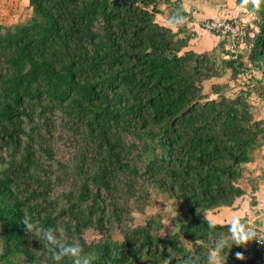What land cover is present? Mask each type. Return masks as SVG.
<instances>
[{
	"label": "trees",
	"instance_id": "trees-1",
	"mask_svg": "<svg viewBox=\"0 0 264 264\" xmlns=\"http://www.w3.org/2000/svg\"><path fill=\"white\" fill-rule=\"evenodd\" d=\"M233 1L249 18L238 41L248 62L221 34L190 49L198 33L182 0H28L27 20L0 25V264H72L53 260L26 217L80 242L93 264H210L206 216L255 198L246 166L264 148L250 100L264 97V0ZM177 10L178 26L156 21ZM158 196L168 224L136 223ZM261 252L250 240L224 254L253 264Z\"/></svg>",
	"mask_w": 264,
	"mask_h": 264
},
{
	"label": "rangeland",
	"instance_id": "rangeland-1",
	"mask_svg": "<svg viewBox=\"0 0 264 264\" xmlns=\"http://www.w3.org/2000/svg\"><path fill=\"white\" fill-rule=\"evenodd\" d=\"M231 4V1H230ZM226 4L222 9L226 10L228 18L234 17L230 14H237V11L240 12L237 8H234V1L232 4ZM31 16V9L28 6V0H0V25L11 26L16 23L24 22ZM216 19V14L211 18ZM220 19V18H219ZM221 19H226L221 18ZM158 21L163 23L160 18ZM198 34V38L190 45V49L195 51H204L210 49L214 42L210 38H207L205 31L201 30L198 27H195ZM205 32V33H204ZM239 53L242 55L243 60L248 62L249 49L245 45H241ZM255 78L260 77L259 72H252ZM215 83H225L228 82V77L223 80H214ZM213 80L205 82V94H210V87ZM232 88L235 90L236 85L234 86L231 83ZM232 94V93H228ZM251 102L256 107L258 112V118L264 120V97L258 98L257 94L251 96ZM65 147L61 141H57L56 155L59 159L67 161L70 158V155L64 151ZM246 173L250 177H255L257 179L258 192L255 194V198L252 196H244L241 199H238L234 202L232 207H226L224 210H219L217 213L222 217L221 223H226V220H230L232 216L238 215L241 217H246L249 219V222L252 223L253 227L264 228V148L255 152V160L253 163L246 166ZM242 186L246 187L245 182H242ZM249 191L248 188H246ZM254 202V203H253ZM171 209V202L166 200L162 196H158L155 199L154 204L147 209L144 216L136 215V223H142L144 219L151 215H158L162 218L163 222L168 224L167 216ZM264 231V229H262ZM89 235V234H88Z\"/></svg>",
	"mask_w": 264,
	"mask_h": 264
},
{
	"label": "clouds",
	"instance_id": "clouds-1",
	"mask_svg": "<svg viewBox=\"0 0 264 264\" xmlns=\"http://www.w3.org/2000/svg\"><path fill=\"white\" fill-rule=\"evenodd\" d=\"M186 20V17L177 10L176 13L168 17L167 23L170 26H178ZM208 232L213 237L212 251L208 257L210 264H226L227 257L224 252L225 249H232L234 244L246 245L250 240H258L264 243V238H259L255 229L248 226L246 221H243L240 216H232L229 220V226L226 235H219L215 230L216 222L209 220L206 216ZM24 224L30 231H37L40 233L41 241L45 247L53 250V260L61 261L64 257H69L72 260V264H93L94 257L84 251L83 245L73 240L69 242L63 238L59 232L60 229L56 227H46L38 229L35 222L29 218L24 219ZM178 224H175L172 231H175ZM236 256L238 258H244V253L237 251Z\"/></svg>",
	"mask_w": 264,
	"mask_h": 264
},
{
	"label": "crops",
	"instance_id": "crops-1",
	"mask_svg": "<svg viewBox=\"0 0 264 264\" xmlns=\"http://www.w3.org/2000/svg\"><path fill=\"white\" fill-rule=\"evenodd\" d=\"M230 1L232 4L233 0H184L183 7L186 10V12L191 13L193 17V26L195 28L197 24L200 23L202 20L211 19L215 14H216V19L230 17L228 16V14H226V10L221 8V7H224V5H226L227 3L230 4ZM159 8L161 10H165L164 9L165 7L162 3L159 5ZM234 8H237L238 10H240V12L237 11V14H230L231 16L233 15L234 17L239 18L243 22H247L249 20L247 14L245 13L243 14L242 9L237 7L235 3H234ZM158 18H160L161 21H163V23L158 21ZM156 21L162 25L167 24L165 17L162 15H158L156 17ZM205 34H206L205 36L207 38H210L212 42L214 43L218 40L217 37L209 33H205ZM212 83H215V81L213 80ZM203 87H204V84H203ZM204 91H205V87H204ZM219 210H216L214 212H209L208 218L211 220H214L215 222L221 223L222 217L217 213ZM221 210H224V208H221ZM225 222L228 223L229 221L226 220ZM255 228L261 229V230L264 229L263 227H260V226L257 227L256 225H255Z\"/></svg>",
	"mask_w": 264,
	"mask_h": 264
},
{
	"label": "built area",
	"instance_id": "built-area-1",
	"mask_svg": "<svg viewBox=\"0 0 264 264\" xmlns=\"http://www.w3.org/2000/svg\"><path fill=\"white\" fill-rule=\"evenodd\" d=\"M184 1V0H182ZM244 22L236 19H205L199 23V28L207 33L221 34L227 36V47L231 54L239 51L238 41L245 36ZM250 227L255 229L259 238H264V231L253 227L252 223ZM252 246L257 252L264 249V243L258 240H252ZM260 255V256H259ZM253 264H262L264 260V253L259 254Z\"/></svg>",
	"mask_w": 264,
	"mask_h": 264
}]
</instances>
